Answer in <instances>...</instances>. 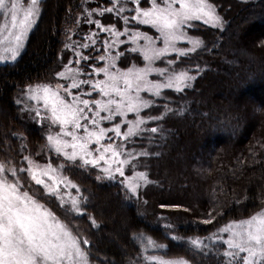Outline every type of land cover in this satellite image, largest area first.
<instances>
[{
  "label": "trees",
  "instance_id": "16d2710c",
  "mask_svg": "<svg viewBox=\"0 0 264 264\" xmlns=\"http://www.w3.org/2000/svg\"><path fill=\"white\" fill-rule=\"evenodd\" d=\"M84 2L41 0L25 50L16 61L0 64V160L15 166L23 190L69 227L94 264H139L142 232L161 245L163 257L227 264L222 242L210 241L205 250L190 241L214 236L264 207V0H219L215 10L222 25L192 22L187 32L202 41L201 47L187 56L169 55L177 71L196 77L186 91L190 98L174 97L160 109L180 105L183 112L178 115L182 121H172L177 126L171 132L174 143L162 168L170 180L155 196V203L169 205L166 211L178 219L171 225L144 212L121 180L97 179L104 175L99 167L81 166L54 152L43 128L27 121L17 103L28 86L57 80L60 53ZM97 49L98 57L103 49ZM26 155L61 165L79 189L73 188L79 212L28 177Z\"/></svg>",
  "mask_w": 264,
  "mask_h": 264
},
{
  "label": "snow or ice",
  "instance_id": "6c2138e0",
  "mask_svg": "<svg viewBox=\"0 0 264 264\" xmlns=\"http://www.w3.org/2000/svg\"><path fill=\"white\" fill-rule=\"evenodd\" d=\"M109 2L112 3V7L104 8L100 12L101 16L113 11L119 16L129 11L124 6L117 8L118 0ZM132 3L135 4V8L131 11H134L135 15L131 16V20L154 29L159 34L158 39L162 41L163 47H158L156 39L140 31L131 32L127 27L123 31L105 28L100 20L89 19L88 23L95 24L101 31L108 32L115 38L128 35L131 44L134 45L130 51L142 55L146 62L145 67L133 66L127 71H121L116 66V60L122 53L116 56H100L101 61L108 59V63L104 67L94 68L93 72L97 76L103 74L104 79L95 81L91 78L80 79L82 75L91 77L92 73H83L78 69L66 67L65 71L58 75L70 81L67 87L61 84H57L55 88L47 85L37 86L35 89L30 87L28 99L38 104L42 102L44 114L40 108L33 109L39 121H49L50 128L59 126V131L55 135L47 136L49 145L58 155L73 163L79 160L81 166L91 165L94 168L101 167L100 161H104L107 165L101 168L104 175H98L97 179H115L118 173L124 178L122 183L128 192L135 196L141 182H149L148 177L143 172H134L132 176H126L124 166L128 165L130 160L120 159L124 155L123 145L114 146L112 137H108L110 142L107 146L102 141L109 132L115 133L117 138L121 137V123L128 126L127 131L123 133L124 139L143 131L156 133V127L150 129L141 127L146 122L140 115L141 111L154 104L153 100L145 99L141 93L147 92L160 97L163 89L182 92L185 88L191 87L190 82L196 77L186 71L176 72L174 69L169 71L168 68L154 67L155 62L172 53H176L178 57L187 56L189 52L201 47L202 41L189 37L184 30L185 27H193L192 22L202 21L205 25L211 24L216 27L222 25V21L207 0H161V2L151 0V6L147 8L140 6L141 0H132ZM0 13L6 18L11 16V27L9 28L7 24L0 27V34L7 30L8 36L5 39L8 47L4 51L10 53L11 60L15 61L23 47L25 35L33 28L34 17L39 14V0H30L27 8L24 7L22 0H0ZM91 15L92 13H89V17ZM122 19L125 25L129 23L128 16H123ZM5 39H0V44H4ZM87 39L91 44H95L92 37ZM185 40L192 45L191 48L177 47L178 42ZM140 41L144 43L141 45ZM90 46L89 43L81 45L83 48ZM106 46L111 48L115 43ZM76 55L80 60L89 59L79 52ZM7 60V56L0 55V62ZM167 63L172 65L174 61L168 60ZM152 74L163 77V82L150 80L149 76ZM86 84L90 87L89 91L73 95V89H81ZM94 93L99 96L98 99L91 98ZM165 111H169L167 106ZM129 113L135 114L134 120L127 119ZM117 118H120L121 123H116L110 128L101 126L103 122H112ZM81 131L83 134H80ZM93 144L97 145L94 150L90 148ZM94 152L99 155H94ZM131 155L132 153H127L128 157ZM141 155L147 153L142 152ZM24 159L28 160L30 165L28 171L35 184L43 185L45 189L51 188L55 192L60 183V180L52 175L55 169L49 165L37 173L32 171L33 162L28 157ZM9 176L15 179L10 180ZM17 177V169L0 164V264H88L87 255L81 248V240L57 221L52 212L44 209L28 191H23V185ZM43 177H48L51 184ZM70 186L79 191L75 184ZM35 192L36 195L41 194L39 189ZM71 207L77 212L80 211L77 199L71 200ZM204 222L210 223L211 220ZM220 232L226 233L227 238L216 234L214 237L226 245L223 256L227 258V264H264V212L252 215L251 218L241 220L239 223H230L221 228ZM82 243L88 245L89 241L83 239ZM152 243L151 240L148 241V244ZM190 243L196 248L207 247L200 239H193ZM148 259L155 260L156 264H177L176 261L156 257Z\"/></svg>",
  "mask_w": 264,
  "mask_h": 264
},
{
  "label": "rangeland",
  "instance_id": "374dc122",
  "mask_svg": "<svg viewBox=\"0 0 264 264\" xmlns=\"http://www.w3.org/2000/svg\"><path fill=\"white\" fill-rule=\"evenodd\" d=\"M40 1L41 0H39V14L36 17H34L35 23L33 25V28L37 24L40 13H41L40 12L41 10ZM98 1H99V4H98ZM128 1H130V3H128ZM128 1L118 0L116 7L119 8L120 6H124L129 11H126L120 14L119 16L117 15L116 11H113L112 13H105L103 16H101L100 12L104 8L112 7V3H110L109 0H85L83 4V10H82L83 14L81 13L82 15L79 19V21H82L81 27L80 28L78 27V24H79V21H78V23L73 28L70 29L68 40L60 53L61 67H60V70L56 73L57 80L54 82H49V83L30 85L26 88L25 92L20 94L19 98L17 99V101H19V104H21L22 113L25 119L29 122H34L40 125L43 128V132L46 137V140L49 134L55 135L59 131V126L55 125V126H51L50 128L49 121L45 120L41 122L39 121V118L35 116V111H33V109L40 108L42 110V114H44L43 106H42V102L38 104L36 101H32L28 99V90L30 87L35 89L37 88V86L42 87V86L47 85L52 88H55L57 84H61L67 87L70 81L63 79L59 77L58 75L60 72L65 71L66 67L78 69L83 73H92L91 77H89L88 75H82L80 76V79L88 80L91 78L94 81L102 80L104 79L103 74H100L99 76H97L93 72L94 68L104 67L108 63V59L101 61L99 59L100 56H105V57L116 56L118 53H122V55H119V58L116 60V66L121 71H127V69L133 66L137 68H143L146 65V62L143 60L142 55H140L139 53H133L130 51V49L134 47V45L131 44L128 35L115 38L111 36L108 32L101 31L99 28L95 26V24L88 23L89 19L100 20L101 25L103 27L110 28V29L114 28L117 31H123L124 28L127 27L131 32L140 31V32L146 33L147 35L152 36L154 39L157 40L158 47H163L162 41L158 39L159 34L154 29H152L150 26L139 25L135 21L131 20V16L135 15L134 11H131L132 9L135 8V4L132 3V0H128ZM218 1L219 0H207L208 3H211L213 5L214 10H215V5H217ZM158 2H161V0H158ZM22 3L24 4V7L27 8L28 4L30 3V0H22ZM140 6L142 8L150 7L151 0H147V2H145V0H141ZM89 13H92L90 17H89ZM215 13L216 15L219 16L216 10H215ZM110 15H111V18L106 19V17H109ZM21 16H22V13H21ZM123 16L129 17V23L127 25H125L123 22V19H122ZM5 24H7L9 28L11 27V16L9 15L6 18L4 14L0 13V27H3ZM33 28L25 35L23 39V47L20 49V53L18 57L25 50L28 39H29V35L31 31L33 30ZM188 28L189 27H185L184 30L187 33V35L191 37L187 32L189 31ZM7 36H8V32L7 30H5L2 34H0V39H5ZM87 37H92V39L95 40V44H91V41L87 39ZM120 41H124V43H120ZM85 43H89L91 46L89 48L81 47V45ZM113 43H115L114 47L108 48L106 46V45H112ZM139 43L142 45L144 41H140ZM95 45H98L97 48L103 49V54L98 57H97L98 55L97 52L93 50V49H97ZM7 47H8V44H7V40L5 39V43L0 44V55L7 56L8 60L7 62H0V64L14 62L11 60V54L4 51V49ZM177 47L189 49L192 47V45L189 44L185 40V41L178 42ZM77 52H79L83 56L89 57V59L80 60V57L76 55ZM77 60H79L80 62L76 63ZM168 60H171L169 56H166L161 60H157L154 64V67L168 68L169 71H172L174 69L176 72H180V71H177L173 65H169L167 63ZM69 61H71V64H69ZM100 63H102V65L98 66ZM149 79L153 81H160V82H163L164 80L163 77L157 76L156 74L150 75ZM190 83H191L190 88H193L194 86H193L192 81ZM190 88H185L182 92H176L174 89H163L160 97L152 96L150 93H147V92L141 93V95L145 99H150L154 101V104L152 107L148 109H143L141 111L140 115L146 121L145 124L141 125V127L145 129L156 127L157 128L156 133H151L150 131H143V132H140L138 135L124 139L123 133L127 131L128 126L124 123H121L120 118H117L116 120L112 122L105 121L101 125L104 128H110V127H113L116 123H121V133H122L121 137L117 138L115 136V133L109 132L107 133L102 143L105 146H107V144L110 142L108 140V137H112L114 141V146L123 145L124 155H122L120 159L127 158L130 160V163L124 166L126 176H132L134 172H143L146 174L149 182L148 183L141 182L140 187L137 190V195L134 196L130 192L129 193L130 195L133 196L135 201L138 202L141 205V207H143L144 212L148 213L149 215L153 213L154 216L157 217L156 222L163 224V225L164 224H167V225L174 224V219L176 218L173 216V213L170 210L166 211L165 208L169 207V205L155 203L156 202L155 196L160 190L167 187V183L170 180L166 178L165 173L163 172L164 169L162 170V168H163L164 163L166 165V157L169 156L170 148L172 147L174 143L173 142L174 138L172 137L171 132L175 130L177 126L176 125L174 126L172 121L175 122V119L181 120L180 116L178 115H180L183 112L181 111L182 107H180V105H177L176 107L172 109H169V111L167 112L165 110L160 112V109L162 108L163 103H168L172 101L174 97L179 98V99H186L188 97L190 98L189 95L188 97L186 96L187 95L186 91L187 89H190ZM89 90H90V87L86 84V85H83L81 89H73L72 92H73V95H77L81 91L87 92ZM61 94L63 95V92ZM67 98L71 99V97H67ZM83 98H88V97H83ZM91 98L98 99L99 96L94 93ZM150 117H161V119H158V120L151 119ZM127 119L134 120L135 114L129 113L127 116ZM80 134H83V132L81 131ZM67 139H70V138H67ZM48 146L49 148H51L49 143H48ZM96 147L97 145L95 144L90 146V148L93 150ZM52 150L55 152L54 149ZM129 152L132 153L131 157L127 156V153ZM142 152H146L147 155H141ZM94 155L98 156L99 153L94 152ZM26 157H28L33 162L31 165L32 171L39 173L40 170L47 168L49 165H51V167L55 169V173L52 175H55L57 179L60 180V183L58 187L56 188V191L53 192L51 188L49 189L44 188V189L49 193L55 194L64 205L70 204L69 206L71 207V200L78 199V194L77 192H74L73 188L70 186L71 184H73V182L69 178L63 175L62 170H61V165L51 163L50 161L37 160L29 155H26ZM24 162H25L24 170L27 172L28 177L31 179V174L28 171L30 167V165L28 164V160L24 159ZM0 164H4L6 167L15 168V166H12V165L7 166L1 160H0ZM165 165H164V168H165ZM100 166L101 167L99 168L101 169L102 167L107 166V165L104 164V161H100ZM43 179L47 183L51 184V180H49L48 177H43ZM115 179H119L123 181L124 178L119 176V174L117 173ZM29 195L31 194L29 193ZM38 203L43 205L44 209L52 212L46 205H44L40 201H38ZM165 212H167L168 214H166ZM260 212H264V207L261 210L257 211L254 215ZM52 214L56 218L57 221L64 224L69 229V227L62 220H60L58 216H56V214H54L53 212ZM241 220H245V219H241ZM241 220H237L236 222H230V223H239ZM227 225H225V227ZM216 235H222L224 236L225 239L227 238L226 233L219 232ZM138 238L140 242L142 243V252L139 257V264H156V261L149 260L148 259L149 257H156L158 259H163L166 261H176L177 264H181V262H186V264H191L189 261H187L184 258L163 257L162 254H159L158 252L161 245L155 242L149 236H147L146 233L144 232H142L140 236H138ZM193 239H200L207 246H209L210 241L211 242L218 241L215 239L214 236L209 237V235L203 236V237H193ZM149 240H151L153 243L148 244ZM204 249L208 250L207 248H204ZM88 264H94V263H92L88 259Z\"/></svg>",
  "mask_w": 264,
  "mask_h": 264
}]
</instances>
